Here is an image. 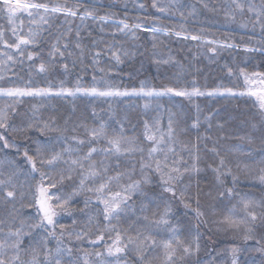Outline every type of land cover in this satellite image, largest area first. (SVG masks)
<instances>
[{"label": "snow or ice", "instance_id": "obj_1", "mask_svg": "<svg viewBox=\"0 0 264 264\" xmlns=\"http://www.w3.org/2000/svg\"><path fill=\"white\" fill-rule=\"evenodd\" d=\"M132 4L0 0V264H264V0Z\"/></svg>", "mask_w": 264, "mask_h": 264}, {"label": "trees", "instance_id": "obj_2", "mask_svg": "<svg viewBox=\"0 0 264 264\" xmlns=\"http://www.w3.org/2000/svg\"><path fill=\"white\" fill-rule=\"evenodd\" d=\"M191 2H192V0H189V3H191ZM97 3H99L103 6H107L109 4L116 3L117 7L113 8L111 10L114 12H117L120 16H122L124 14V4L127 3L129 16H134V15L139 14L138 12L133 10L132 0H97ZM201 19H203V18H201ZM162 22L174 24V23H179L180 21H179V18H177L174 21L164 20ZM0 23H3V21L0 20ZM189 27L195 28L197 30L200 27L209 28L210 31L212 33H214L216 35V37L219 39H223L224 36H227V35H235L238 39L239 36L242 34L241 32L233 33L231 31L230 26H222L220 23L213 24V23L209 22V23L202 24V25L197 24V23H190ZM165 43L169 48H171L173 50L174 53L178 52V53H180L181 56H187L189 60L191 59L192 54H194L196 52V48H195L193 42H191V41H182L178 38L173 37L171 40H166ZM189 48L192 49L191 53L189 52ZM234 55H235L234 53L230 55L229 52H223V53H221L220 57L217 58L216 63H212V61L207 56L201 55L197 58L196 61H193V69L192 70H193V72H195V70L197 68L200 69V72L198 73V79L200 80L201 84H204L206 82L208 85L214 86L216 83H219L221 81V79H223V82L225 84H229L230 83L229 78L226 77L225 72L221 71V67L225 64L231 63ZM237 59H243V56L241 55ZM135 67L140 70V72H141L140 78L141 79H143L144 76H148L149 79H151L152 76H157V80H159L161 78L156 73L155 68L150 67L147 64V62H145L143 69H140L139 63H137L135 65ZM123 68H124V73H128V72L132 71V67H129V66H123ZM77 71H79V69H77ZM91 75H92L91 70H89V72L84 77L86 82H90ZM124 79L127 82V75H124ZM232 83H237L234 80V78L232 79ZM238 83H242V81H240ZM222 103H223V101H217V100H212V101L201 100L200 101L202 108H213V110L220 108ZM242 187H245V186L242 185ZM245 190H247L246 187H245ZM221 247H224V245H221ZM251 258H255L257 261V264H259V256L256 253L250 254V257H249L250 264H251Z\"/></svg>", "mask_w": 264, "mask_h": 264}]
</instances>
